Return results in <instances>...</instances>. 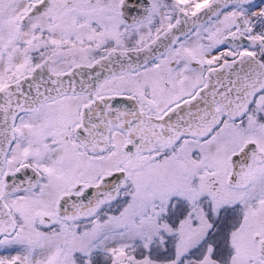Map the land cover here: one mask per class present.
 Returning <instances> with one entry per match:
<instances>
[{
	"label": "snow or ice",
	"instance_id": "obj_1",
	"mask_svg": "<svg viewBox=\"0 0 264 264\" xmlns=\"http://www.w3.org/2000/svg\"><path fill=\"white\" fill-rule=\"evenodd\" d=\"M0 264H264V0H0Z\"/></svg>",
	"mask_w": 264,
	"mask_h": 264
}]
</instances>
